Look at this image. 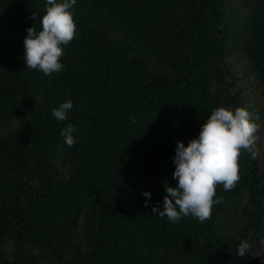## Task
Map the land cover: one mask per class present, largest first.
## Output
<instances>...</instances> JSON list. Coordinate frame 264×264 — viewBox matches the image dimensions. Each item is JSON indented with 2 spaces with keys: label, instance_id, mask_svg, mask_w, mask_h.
Listing matches in <instances>:
<instances>
[{
  "label": "trees",
  "instance_id": "obj_1",
  "mask_svg": "<svg viewBox=\"0 0 264 264\" xmlns=\"http://www.w3.org/2000/svg\"><path fill=\"white\" fill-rule=\"evenodd\" d=\"M45 9L0 0V264H264L258 156L242 154L234 189L217 187L211 219L151 214L163 182L177 185V141L198 138L213 109L249 110L230 59L245 61L264 124V0H77L51 76L22 59ZM243 239L256 257L236 254Z\"/></svg>",
  "mask_w": 264,
  "mask_h": 264
},
{
  "label": "clouds",
  "instance_id": "obj_2",
  "mask_svg": "<svg viewBox=\"0 0 264 264\" xmlns=\"http://www.w3.org/2000/svg\"><path fill=\"white\" fill-rule=\"evenodd\" d=\"M76 2L46 0L45 14L40 21L42 30L37 31L35 26L27 29L28 35L23 40L22 59L28 69L39 70L47 76L63 69V46L74 40L77 31L71 11ZM30 18L35 20L36 15L33 13ZM73 106V101L68 99L53 109L52 115L58 121H65ZM132 120L135 122L134 117ZM258 130L259 125L245 107L213 109L198 138L192 139L187 146L183 141H177L173 158L176 166L173 179L177 185L168 186L167 181L163 182L166 191L163 210L157 204L152 206L151 214L156 216L158 213V217H167L173 223L187 216L200 222L211 219L214 205L223 200V197H216L217 187L222 185L225 192L235 188L240 180V159L244 152L256 158ZM75 131V127L68 124L60 133L68 147H73L76 142ZM143 196L150 200L152 193L145 191ZM236 254L241 258L257 256L252 253V245L246 239L241 240Z\"/></svg>",
  "mask_w": 264,
  "mask_h": 264
},
{
  "label": "rangeland",
  "instance_id": "obj_3",
  "mask_svg": "<svg viewBox=\"0 0 264 264\" xmlns=\"http://www.w3.org/2000/svg\"><path fill=\"white\" fill-rule=\"evenodd\" d=\"M230 63L234 71L241 78L240 84L242 86V95L246 103L249 105V112L252 113L254 121L259 125V130L256 133L258 139L256 141L255 148L257 150V156L264 160V124L258 119V99L255 90L253 77L249 72L245 61L241 58L235 57L230 59Z\"/></svg>",
  "mask_w": 264,
  "mask_h": 264
}]
</instances>
